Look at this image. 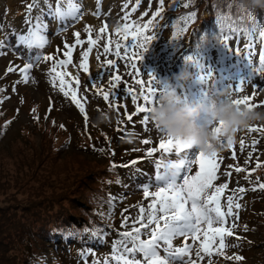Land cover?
Returning <instances> with one entry per match:
<instances>
[{"label":"rangeland","instance_id":"obj_1","mask_svg":"<svg viewBox=\"0 0 264 264\" xmlns=\"http://www.w3.org/2000/svg\"><path fill=\"white\" fill-rule=\"evenodd\" d=\"M133 1L100 0V15L96 16L94 13L97 11V0H76L80 5L79 19L60 20L54 16L57 0H44L41 4H37L31 13L27 12L26 15L27 17L30 15L33 18V23H35L37 16L40 17L41 22L46 25L44 35L48 42L42 49H29L23 44H18L17 37L26 35L31 26L25 22V11L23 8L27 7L28 9V5L32 3L29 0H1L0 41L5 42V47L0 49V52L4 53L0 55V76L4 73L8 74L3 81L0 80V89H3V91H0V97H3V104L0 105V114L4 116V119L0 118L2 122L0 131H7L0 138V264H94L96 261H99V264H104L106 259L108 264H118L116 260H112L108 255V253H111L109 247L112 248L114 242L122 239L120 236L121 232L130 231L133 227L140 226L138 223L134 224V222L141 215V207L145 209V221L143 222H146L148 205L154 197L151 195L145 197L143 189L147 185L150 192H155L156 181L147 182L141 180L126 184L123 177L116 172L108 174L106 189H96L92 195L95 202L103 207L101 212L103 223H101V226H109L115 222L118 226L115 229L116 232L109 233L104 231L102 235L97 233L95 235L90 234L88 235L89 239L79 240L77 243L79 245L73 250H69V245L63 246L62 244L55 247L53 244L41 243L40 240H34L35 237L32 235V232L34 234V231L39 233L42 230V234L49 236V226L69 223L70 226L66 227V231L69 230L74 235L78 234L76 228L69 221H77L81 218V213L78 212V209L80 210L84 201H86L88 192L91 195L88 189H84V186L86 183H90L88 173L93 171L92 163L94 162L90 156L72 149L66 152L59 151L57 148L61 144V138L53 140V144H51L48 139L51 129L43 128L42 126L37 129L31 126V121H35L39 116L36 114L38 112L42 114L43 111H47L54 115L53 118L55 120H62L66 125L73 127L72 124H76L78 130L84 131L88 137V140L83 141L84 148L92 150L94 146L102 147L101 141L96 142L94 140L98 136L99 131L102 132L106 139L110 137L111 140L116 138L117 134L115 131H118V129L123 130L124 133L127 132L125 113L131 114L134 109L127 104L128 110L124 111L122 104L126 103V100L132 103L133 94L136 96L137 101L139 100L135 92H140L141 85L137 84L136 80L139 78L147 83L150 80L148 76L151 75L154 78L153 86L156 88L162 72L169 78L167 69L169 70L174 59L197 39L192 35V32L195 31H192V27H187L186 32L181 33L179 31L182 28L180 17L179 25L173 22L174 16L172 13L177 11L178 1L164 0L161 12L162 19L157 18L154 22L157 25V30L154 34V39L151 41V50L157 53L160 45L165 47L167 54L165 62L161 63L159 68L155 62L149 61L144 55L142 59L133 58V62L136 63L141 73L137 77L132 74V68L125 67L124 59H118L113 54L115 49L113 50L112 48L115 47V43L110 45L112 52L108 54L103 52V45L109 38H114L116 41L119 40L121 34L115 32V29L117 27L123 28L126 22L124 20L126 15H128L127 22H136L143 25L149 19H152V13L160 7V0H139V4H137V0ZM175 1L177 4L173 9ZM180 1L189 4L193 3L192 7L200 9V14L204 17L207 16L205 14L206 11H208L210 16L214 15V17L216 14H223L227 11L223 7L225 6L223 4L224 0ZM49 5L51 6L50 8ZM60 6L66 7V0H60ZM133 8H135V11H133ZM104 24H107V31L101 34L98 45L89 54L88 72L85 73L79 68L81 52L88 48L89 35L85 32V25L91 26L92 39H96L98 30ZM194 26L199 27V25ZM74 33H79V39L84 43L76 44L77 38L73 35ZM174 33L176 34L175 39L173 38ZM130 40H125L124 44ZM66 43L70 46L74 45L71 57L72 64L68 65L66 69L61 67L57 71H66L69 74L65 76V80L71 82L73 88H76L73 78L78 76L80 83L77 94L78 98L82 99V102L86 100L84 106L88 116L87 128L85 127L84 117L79 118L78 112L71 105L60 106L58 113L52 110L49 111L50 107L58 104L59 95L56 94L58 93L56 90H59V80L56 81V86L53 87L50 81L51 76L55 75V73L50 74L51 60L40 59L39 62L36 60L38 55L43 57L51 53L57 57V59L53 58L52 60L67 59L65 55H60V51L61 53L67 51L64 47ZM233 49V46L227 47L226 54L228 58L224 61L223 58L217 55L214 56V54L202 60L200 64H204V67L197 69L196 72L206 76L208 86L212 82L217 81H214V78L209 74L204 73L205 67L208 65L213 66V60H219L226 63L228 70L230 65L236 61V59L232 58ZM54 50L59 54L58 56L54 53ZM133 50L136 51L135 49ZM121 53L123 54L122 48ZM160 53L158 52V55ZM245 53L241 54L239 58L245 65L235 62L236 71L227 75L224 86L211 85L208 89L198 93L200 101L205 105L204 108L207 107V100L210 96L224 89L234 90L238 84L245 85L242 86L243 91L241 93L234 94L236 99L241 98L243 95L251 96L253 94L251 85L264 87V65L261 62V56L264 55V45H261V47L254 46L248 54ZM98 54L100 55L99 61L96 58ZM106 59L116 60V67L110 69L105 64ZM158 59L161 61L160 57ZM27 61H31L34 65L28 73L29 82L27 84L17 83L22 78L20 69L24 67ZM10 66L15 70L8 72L7 70ZM112 72H116V74L121 76V85L115 89L117 92L115 103L119 105L116 108L109 107V104L103 100L102 93L98 96L95 94L96 90L91 87L92 84H95L97 88L102 89L104 92L109 91V81ZM7 80L14 81L13 85H5ZM13 87H15V91H13ZM128 90H131V95ZM159 94L155 95L154 103ZM34 102L37 103L35 106H33ZM250 102L264 104V91L257 92ZM260 108H264V106ZM109 110L114 117L110 124L101 125L96 129L89 128L92 124L96 125L94 121L99 112ZM4 120L5 124L3 125ZM117 121H120V123L118 124ZM198 124L212 127V122L208 120L203 111L198 119ZM51 126L56 127L52 124ZM261 126L264 125L254 127ZM141 131L145 135H155L157 141L162 138V134L156 130L152 122L145 125ZM60 136L63 137V134H60ZM238 136L242 137L244 141L243 149L240 147L241 139H238L232 148L217 152L219 162L218 179L213 183L214 185L228 184V188L221 196V199L223 198L221 202L224 204L222 206L224 211H227L225 198L228 196H234L235 202L241 203L239 209L233 208V215L227 217V223L224 227L230 229L233 235L242 236L240 238L242 240L235 244L233 235L224 237L227 247L223 250L231 253L233 259L231 261L223 260L219 263L216 260L217 256L213 254L211 257L212 264H259V262H264V252L257 253L262 248H259L258 245L245 247V240L256 242L258 238V240L264 241V233L260 234L259 229H256V232L250 231L249 234L248 231L241 229L242 227L249 226L250 228L257 225H252L251 220L255 219L259 223L262 217V214L257 209L264 208V189L258 187L259 183H264V136L259 133H250L247 129L238 131L236 137ZM253 140L257 141L255 145H253ZM112 142L114 144V163H121L124 166V175L139 170V166L136 163H132L135 161L132 142L120 143L116 139ZM233 153H235V157H233ZM249 153H251V156H249ZM257 163L261 165L259 168L256 167ZM99 166L106 170L105 163H100ZM237 166L245 169V171L235 172L234 169ZM142 168L147 171L146 165L140 167L141 171ZM197 170H199L198 164H192L190 174L194 175ZM225 173H231V175L228 176ZM118 186L120 188L116 191ZM239 187H243L245 192L242 194L234 193V190ZM77 199H81L80 202H77ZM86 204L92 206L90 203ZM48 214L54 216L51 221H45L48 218ZM82 214L87 215L84 212ZM124 215H126L127 223L125 227H121ZM58 216L65 217L59 218ZM237 216L238 219L236 218ZM72 217L74 218L72 219ZM133 219L134 222H132ZM262 221H264V218H262ZM43 222H46L45 225H42ZM230 222L232 226H228ZM16 226H22L21 231L25 235H32L29 237L31 240L29 239L27 242L29 246L28 252L26 245L23 246L26 236L20 237L17 235V231L12 229ZM148 232L149 230L141 229V236L148 235ZM14 235H16L17 240ZM202 239L203 237L201 236ZM173 243L174 246L181 247L183 246V238H178ZM187 243L192 245V258L196 259L195 249L199 246V241L193 243L191 238H189ZM161 254L163 253L161 252ZM236 255L243 257V259L236 261L234 259ZM208 259V257H205L204 260L198 261V264H208ZM175 264H181V261L177 260Z\"/></svg>","mask_w":264,"mask_h":264},{"label":"snow or ice","instance_id":"obj_2","mask_svg":"<svg viewBox=\"0 0 264 264\" xmlns=\"http://www.w3.org/2000/svg\"><path fill=\"white\" fill-rule=\"evenodd\" d=\"M38 0H33V3L28 5V12L31 13L32 9L37 6ZM100 0H97V11L94 15L99 16ZM139 4V0H137ZM164 0H160V7L157 8L155 12L152 13V19H149L147 23L141 25L136 22H127L128 15L124 17L126 21L123 28L117 27L115 31L120 33L123 31V39L127 40L128 35H131V40L124 44L123 46L119 42H115L114 55L118 59L125 60V67H130L133 69V73L137 77L140 76V71L137 68L136 63L133 62V58L142 59L144 53L147 51V45L154 39V35H144V32L155 28L157 25L154 23L157 18H161V12L163 10ZM66 7L60 6V0H57V6L55 8L54 16L60 20H67L69 18L76 20L79 19L80 5L76 0H66ZM51 6L49 5V8ZM185 7H188L186 4ZM135 11V8H133ZM130 15V14H129ZM253 14H249L252 17ZM196 17L195 12H191L188 15L182 17L181 19L185 22V28H181L179 31L182 33L186 30L187 24L194 21ZM243 17H241L242 19ZM229 19L227 16H218L217 23L222 20ZM33 18L29 15L26 17V23L30 24V28L26 35H19L17 37V43L23 44L27 48H44L47 44V38L44 35L46 30V25H44L40 17L35 18V23L32 22ZM246 32H251L252 29H244ZM107 24H104L97 33L96 39H92V28L89 25H85V32L88 33L89 39L87 41L88 48L81 52V61L79 68L85 73L88 72V57L92 49L98 45L101 39V34L106 33ZM233 31H239V29H233ZM76 39V44L84 43L79 39L80 34H73ZM174 33V39H175ZM261 36H264V32H261ZM228 37H223V42L225 48H227ZM114 42L109 38L103 45L104 54L112 52L110 45ZM5 47V42L0 41V49ZM67 51L64 55L67 59H61L56 61L52 68L50 69V74L55 73L51 76V83L53 87L56 86V81L59 80V91L65 96L70 97L71 103L79 110V112L84 116L85 127L87 128L88 116L85 111L84 104L86 100L82 102L81 98H78L79 89V78L74 77L73 81L76 84V88L72 87V83L65 80V76L69 75L66 71H57V69L63 67L67 68L68 65L72 64V50L74 45L70 46L67 43L64 45ZM121 47H123V54L121 53ZM129 48H140L143 49L142 52H133L129 54ZM231 51V49H229ZM0 52V55H3ZM236 54L239 55V49L236 50ZM97 60L99 61L100 55H97ZM40 59L45 61L52 60V56L39 55L36 57L37 62ZM186 62L194 64L197 68L202 67L196 56H186ZM262 65H264V55L261 56ZM105 64L114 69L116 67L117 61L106 59ZM31 61L25 63L24 67L20 69L21 80L17 83L29 82V70L33 67ZM75 66V65H73ZM11 66L8 68V72H12ZM130 74V75H132ZM150 80L145 83L139 78L136 83L141 85L140 96L143 99L142 104H137L134 112L131 114L125 113L126 118L129 122L133 121L134 116L143 114L140 120L141 125H148L150 120L147 113L150 111V106L154 104V97L156 95V88L153 86L154 78L149 75ZM95 79V78H90ZM110 90L104 92L102 89L97 88L95 84L91 87L96 90L97 95L102 93L103 100L109 104V107H119L115 103L117 92L115 89L121 85V76L116 74V72L111 73ZM243 85L238 84L234 90L233 94H239L243 91ZM253 88V94L243 95L241 98H237L233 101L234 104L239 106H244L251 110L252 108H260L264 104H256L250 102L253 100L254 96L259 91H264V87H259L256 85H251ZM3 91V89H0ZM15 91V87H13ZM131 95V90H128ZM2 102V101H0ZM132 103H137L136 96H132ZM35 111V109H33ZM51 111V108H49ZM119 124L120 121H117ZM63 127V125L61 126ZM156 130L161 133L158 126H155ZM221 125H217L213 128L214 134L221 146L224 141L219 138ZM120 130V129H118ZM250 133H259L264 136V126L261 127H250L247 129ZM130 133H126L129 135ZM162 134V133H161ZM144 144L150 143L149 140L145 139L142 141ZM257 141L253 140V145ZM233 143L229 142V148H232ZM241 149L244 148V141H240ZM191 148L187 145L181 143L180 141L173 140L170 137H166L162 134V138L159 140L158 147L148 150L147 155L151 156L153 152H162L164 154L175 152L178 159L175 162L168 161H157V172L155 175L156 180V191L150 192L149 186H144L143 192L144 196L148 197L151 195L154 197L152 202L148 205V211L145 221V209L140 208L141 215L134 222L138 223L139 227H133L130 231H124L120 233L122 237L121 240L114 242L113 245V256L112 259L116 260L118 264H175L177 260L181 261V264H198V261H202L205 257H208V264H212L211 257L214 253L219 255H224L222 249L227 247L224 240V236L233 235L232 231L224 225L227 223V217L233 215V208L239 209L241 207L240 203L235 202L234 196L227 197V211L222 209L221 196L224 191L228 188L227 183H222L219 186L214 185V181L218 179L217 171L219 167V162L217 159V153L205 154L203 152H197L192 154L189 152ZM251 156V153H249ZM235 157V153H233ZM133 164L136 161L132 162ZM198 164L199 170L195 171V174H190L192 171V164ZM247 163V161H246ZM261 165L257 163L256 167L259 168ZM112 167H116L112 165ZM163 168V171L160 169ZM235 172L239 173L245 171V169L237 166L235 167ZM255 171V169H253ZM225 175L230 176L231 173H225ZM258 187L264 189V183H259ZM255 190V189H253ZM245 189L239 187L234 190V193H244ZM238 219V216L236 217ZM127 218L122 222L121 227L126 226ZM235 227V225H233ZM141 229L149 230L150 235L148 239H141ZM247 230V229H245ZM95 235V233H93ZM201 236L203 239L201 240ZM177 238H183V246H174V240ZM191 238L193 243L199 241V246L195 249L196 259L192 258L193 247L187 241ZM217 238H219V246L214 248L213 245L216 243ZM239 239V237H237ZM131 245V246H129ZM123 248V252L120 249ZM161 251L163 254H161ZM142 254V260L136 258V254ZM203 253V255H202ZM187 258V259H185ZM226 259H233V257H225ZM236 261H241L243 257L236 255L234 257ZM94 264H99V261L94 262ZM104 264H108V260L104 261Z\"/></svg>","mask_w":264,"mask_h":264},{"label":"clouds","instance_id":"obj_3","mask_svg":"<svg viewBox=\"0 0 264 264\" xmlns=\"http://www.w3.org/2000/svg\"><path fill=\"white\" fill-rule=\"evenodd\" d=\"M233 4L244 14L264 11V0H233ZM190 78V73L182 70L174 80L176 84H183ZM176 84L165 82V91L150 106L148 118L166 137L180 141L189 148L209 155L217 153L229 147L230 141L234 143L238 131L264 125V108L249 110L244 106L238 107L233 103L236 98L231 89L216 92L208 98L207 107L201 109L199 105L184 103L177 95ZM202 111L212 122V127L197 123ZM113 119L110 110L101 111L94 123L99 127L110 124ZM217 125H221L219 138L224 141L222 146L213 132ZM126 139L133 142L135 134L130 132Z\"/></svg>","mask_w":264,"mask_h":264},{"label":"trees","instance_id":"obj_4","mask_svg":"<svg viewBox=\"0 0 264 264\" xmlns=\"http://www.w3.org/2000/svg\"><path fill=\"white\" fill-rule=\"evenodd\" d=\"M177 1H178V5L176 6L177 7V11L175 12V14H177L178 17L182 18V17H184V16H186L189 13H191V12L194 11L195 8L194 7H191V5L189 3L181 2L180 0H177ZM186 4L188 5V7H185ZM199 11H200V9H199ZM263 13H264V11L257 10L255 13H253V16L252 17H249V14L246 15L247 22H249L251 24L260 23L257 27H255L254 29H252L251 32H246L245 30H243V28L241 26L242 24H241V18L240 17H234V16L232 17V16L223 15V14H216L215 17L213 16L212 22H208L207 21L208 22V25H206V29L204 30V34L205 35L202 38V40L205 41V40L209 39V37L211 35L215 36L214 34H220V35H223L225 37H228V39H240V38H243V39H245L247 41H251L252 38L256 35L257 31L260 30V29H262V28H264V14ZM218 16H227L229 19L222 20L220 23H217V17ZM196 18H199V14H196ZM188 24H187V27L189 26ZM184 27H185V25H184ZM234 28L235 29H239V31H233ZM207 43H209V42H207ZM216 45L221 46V42H216ZM0 118H1V116H0ZM1 125H2V122L0 120V128H1ZM3 125H4V123H3ZM77 141H78V138L76 137L75 140H74V144L75 145L77 144ZM73 147H75V146H73ZM84 154H88V153H84ZM88 175L90 176L89 177V181L91 180V183H86L85 184L86 185L85 188H88L90 185L93 184V182H96V180L93 181V176L95 174L93 176H91V173H88ZM80 200L81 199H77L76 201L77 202H80ZM89 213L91 214V216L93 218L94 224L97 227L101 226V223H103V221H102L103 218H101L99 215L95 214L94 212L91 213L89 211ZM47 216H48V218L45 221H51L54 218V216H52V214H48ZM63 217H65V216H63ZM63 217H59V218H63ZM73 218L74 217H72V219ZM69 222H71V224L73 226L74 225L75 226H78L79 223H80L79 220H77V221L72 220V221H69ZM45 223L46 222H43L42 225H45ZM47 224H49V223H47ZM89 224H91V223H89ZM66 225L67 224H58V225H54V226H49L48 227V230L50 228H54V229H57V231L59 232V229H63L64 226H66ZM12 229H15L17 231V235H19L20 237L21 236H26V239L23 242V246L26 245L27 248L29 247L27 242L30 239L29 237H31L32 235H33V237H35L34 240H40L41 243H44V244H46V242H47V239H46V236L47 235L42 234V230H40L39 233H36L34 231V234L32 232V235L29 234V236H27V235H25L21 231L22 226H20V227H17L16 226V227H13ZM60 232H61V230H60ZM14 238L17 240L16 235H14ZM49 238H50V241L52 242L53 241V238L51 236ZM59 239L61 240V238H59ZM28 251H29V248H28L27 252ZM262 252H264V248H263ZM259 264H264V262H259Z\"/></svg>","mask_w":264,"mask_h":264},{"label":"bare ground","instance_id":"obj_5","mask_svg":"<svg viewBox=\"0 0 264 264\" xmlns=\"http://www.w3.org/2000/svg\"><path fill=\"white\" fill-rule=\"evenodd\" d=\"M91 6V5H90Z\"/></svg>","mask_w":264,"mask_h":264}]
</instances>
